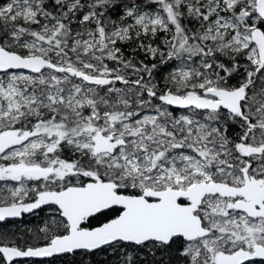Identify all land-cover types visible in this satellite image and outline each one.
I'll use <instances>...</instances> for the list:
<instances>
[{
    "label": "snow or ice",
    "instance_id": "1",
    "mask_svg": "<svg viewBox=\"0 0 264 264\" xmlns=\"http://www.w3.org/2000/svg\"><path fill=\"white\" fill-rule=\"evenodd\" d=\"M128 41L178 64L162 86L156 63L125 58L117 45ZM20 69L37 75L0 81V181L21 185L0 221L49 202L64 219L35 244L0 240V264L77 251L110 253L113 264L264 258V0H10L0 5V72ZM170 106L203 111L177 117ZM62 146L76 158H61ZM41 180L23 203L24 183ZM117 206L114 218L84 226Z\"/></svg>",
    "mask_w": 264,
    "mask_h": 264
},
{
    "label": "rangeland",
    "instance_id": "2",
    "mask_svg": "<svg viewBox=\"0 0 264 264\" xmlns=\"http://www.w3.org/2000/svg\"><path fill=\"white\" fill-rule=\"evenodd\" d=\"M10 2V0H0V5L6 4ZM146 10H152V9H146ZM114 14V13H113ZM115 15V14H114ZM112 18V17H111ZM113 20H117L118 17L115 15L112 18ZM131 22V21H129ZM187 23V21H186ZM90 28L94 27V25H90ZM189 27L195 30L199 29V23L196 21H192L191 23H189ZM164 34L161 33L159 37L155 38V44H160L161 40L163 39ZM87 38V37H85ZM152 42L151 40H144V43H150ZM138 41H128V42H118L119 47L122 48V51L124 52L125 58H127L126 54H128V58H132L133 56L141 59L143 58V62L146 64H149V66H151L152 63H156L157 64V69L154 70L153 73V82H157L158 84H160L161 86L164 84L165 79L169 76V74L178 66V64L174 61H170L167 64H161L159 62L158 59L153 60L152 58L148 57L142 50H137L136 52H133V49L136 48ZM154 44V46H155ZM219 59H226V57H218ZM240 59H244V63L245 65L248 64L247 60L244 57H240ZM149 62V63H147ZM107 63L109 64V67H116L117 64L115 62L112 61H107ZM193 67H198V62L193 63L192 64ZM244 66V65H243ZM47 71V70H45ZM127 71V70H126ZM12 72H15L17 75H37L35 73H31V72H24V71H10L7 75H5L4 73H0V81L3 82H7V80L9 79L10 75L12 74ZM243 73L246 76V73L243 71ZM244 76V77H245ZM128 77L130 79H136L137 77L132 74L130 71H128ZM213 79H215V77H212ZM243 79V78H242ZM73 82L75 83H79L80 81L76 78H73ZM21 87H23V84L21 83L20 85ZM92 87H95L94 85ZM114 87L117 88H123L125 87L122 83L117 82ZM97 91L100 92L101 95H104V90L102 89H97ZM0 103L5 104L6 105V101L3 100V98H0ZM154 103H160L158 100L154 101ZM169 110L172 111L174 113L175 116H180V115H189L191 116L193 119H200L199 116L197 115H193L194 113H198V112H202L203 110H197L194 109L192 107L190 108H175L173 106L169 107ZM89 110L85 109V113L87 114ZM145 114H154V112L152 110H145ZM32 121V124H34L35 118H30ZM204 122V121H201ZM25 123H27V121H25ZM20 124H17L16 127H20ZM28 126L31 127V125L29 124ZM18 147V146H17ZM61 155V158H64L65 156L68 157H72V159H75L76 157L72 155L71 151L68 149V147L66 146H62V149L59 153ZM4 163L3 160H0V164ZM81 180H83L84 182H88V178H79ZM45 181L41 180L39 182L36 181H26L23 185V187L28 191L27 196L23 197V203L25 202H29L35 199L36 197V193L34 191H31L30 189L34 188V187H40L42 188L45 185ZM73 183H77V180L74 179ZM21 187L20 182H16V181H11V180H2L0 181V205L2 204H7L8 202L11 201V196L10 193L13 189ZM50 188L55 189V185L49 184ZM131 191V190H130ZM40 215L36 212L33 215H30L29 218L27 220H20L17 221L15 220V222H11L9 224H6L4 226H0V235L6 236L9 239L11 238H16V242L17 244H24V241L21 242L22 240L27 239L29 243H32V239L36 236H42L43 234L40 232V229H42L43 227H45V225H47L49 228H53L54 227V221L55 222H59L62 219H64L61 214L60 211L55 207V206H50L49 209H47L43 215L42 218L40 217ZM33 218V219H32ZM11 235V237H10ZM142 258H145L147 260H151L149 256L144 257V254H141ZM109 258H112V261L115 262L118 258L115 255H111L110 253L107 255ZM79 259L82 261V264H90L89 262V257L82 255V253L76 252L73 254H68L65 257H62L56 261H49L47 259L42 260L40 262H34L32 260H27V261H22V262H17V264H63V262H67L68 260H76ZM119 259L122 261L123 260V256L119 257ZM81 264V262H79ZM248 264H264V261H256V262H251Z\"/></svg>",
    "mask_w": 264,
    "mask_h": 264
},
{
    "label": "trees",
    "instance_id": "3",
    "mask_svg": "<svg viewBox=\"0 0 264 264\" xmlns=\"http://www.w3.org/2000/svg\"><path fill=\"white\" fill-rule=\"evenodd\" d=\"M48 2V0H46V3ZM115 14V13H114ZM114 14H112V18H113V16H115ZM36 26H33V28H35ZM72 27H73V29H75V30H77V31H82V28L77 24V23H73L72 24ZM70 55H71V53H70ZM126 56H127V58L126 59H128V54H126ZM142 60H143V58H142ZM141 59H138V58H136L135 57V61H142ZM222 62H224L225 64H226V66H231V64H230V62H229V60H228V58L226 57V59H222L221 60ZM238 61H239V64L240 65H245V63H244V59L242 60V59H240V57L238 58ZM107 62V61H106ZM147 63H149V62H147ZM118 66V65H117ZM116 66V67H117ZM221 75H223V73H221ZM244 76H245V74L243 73V68H241V70L238 72V73H235V74H233V76H232V78L229 80V83L230 84H232V85H237L238 86V83H239V81L242 79V78H244ZM30 127V126H29ZM235 131H238V128H236V126L235 125H233V124H230L229 125V135L231 136V135H234V133H235ZM64 158H66V159H72V157H64ZM50 208V206H47V207H43V208H41L40 210H38V214L40 215V217L42 218V215H43V213L47 210V209H49ZM118 212H119V209L118 208H114V209H112V210H108V211H105L103 214H98L97 216H96V218H91V219H89L86 223H85V226H88V227H92V226H95V225H98V224H100V223H102V222H104V221H106V220H108V219H110V218H112V217H114L115 215H117L118 214ZM39 217V218H40ZM27 219H30L29 218V216L28 215H25V216H23V218L21 219L22 221L23 220H27ZM33 219V218H32ZM17 221H20V220H17ZM11 222H15V221H8V222H6V223H2V224H0V226H4V225H6V224H9V223H11ZM7 236V235H6ZM6 236H3V235H0V240H8V238L6 237ZM10 237H11V235H10ZM16 238L17 237H13V238H11V239H9L8 241H10V242H16L15 240H16ZM24 240H22L21 242H23ZM32 243L33 244H35L36 243V240L33 238L32 240ZM21 245V244H20ZM77 252H79V251H77ZM80 253H82V255H85V256H87V257H89V262H90V264H93V262L95 261L96 262V264H113V261H112V258H109L105 253H102V252H95V254H86L85 252H83V251H80ZM66 255H68V254H64V255H60V256H56V257H53V258H51V259H47V260H49V261H56V260H58V259H60V258H62V257H65ZM150 257V259H153V257L152 256H149ZM166 258V257H165ZM155 259L156 260H160V254L159 253H157L156 254V256H155ZM30 260H32V261H34V262H40V261H42V260H37V259H30ZM22 261H27V260H19V261H17V262H22ZM79 262H82L81 260H79V259H76V260H68L66 263L65 262H63V264H80Z\"/></svg>",
    "mask_w": 264,
    "mask_h": 264
},
{
    "label": "water",
    "instance_id": "4",
    "mask_svg": "<svg viewBox=\"0 0 264 264\" xmlns=\"http://www.w3.org/2000/svg\"><path fill=\"white\" fill-rule=\"evenodd\" d=\"M10 71H26V72H31L30 70H27V69L10 70ZM173 107H175V108H181V107H179V106H173ZM188 108H190V107H188ZM182 109H185V108H182ZM16 147H17V146H16ZM35 198H36V197H35ZM32 202H34V200L29 201V202H25V203H32ZM5 205H6V204H2V205H0V206H5ZM47 206H55V207L59 210V206H58V205H55L54 203L49 202L48 204L41 205L39 208L33 209V210L30 211V212H22L21 215L18 216V217H6L3 221H0V224H1V223H5V222H7V221H12V220H20V219L23 218V216H25V215H28V216L33 215L34 213H36V212H37L38 210H40L41 208H43V207H47ZM114 208H118V206H117V207H114ZM105 211H108V210H105ZM97 215H98V214H96V216H97ZM114 217H115V216H114ZM114 217H112V218H114ZM112 218H110V219H112ZM89 219H91V218H89ZM108 220H109V219H108ZM86 222H87V221H86ZM86 222H84V226H85V223H86ZM105 222H107V220L104 221V222H102V223H105ZM102 223H100V224H102ZM100 224L95 225V226H92V227H98V226H100ZM86 227H87V226H86ZM92 227H89V228H92ZM59 255H63V254L54 255V256H52V257H20V258H15V260H16V261H18V260H26V259L45 260V259H51V258L56 257V256H59ZM256 261H264V258L256 257V258H253V260H251V261H249V262H246V264L251 263V262H256Z\"/></svg>",
    "mask_w": 264,
    "mask_h": 264
},
{
    "label": "bare ground",
    "instance_id": "5",
    "mask_svg": "<svg viewBox=\"0 0 264 264\" xmlns=\"http://www.w3.org/2000/svg\"><path fill=\"white\" fill-rule=\"evenodd\" d=\"M8 222V221H7ZM6 223V222H5ZM2 224V223H1ZM64 255V254H63ZM60 256V255H59Z\"/></svg>",
    "mask_w": 264,
    "mask_h": 264
}]
</instances>
